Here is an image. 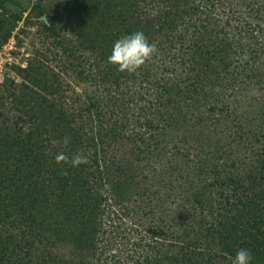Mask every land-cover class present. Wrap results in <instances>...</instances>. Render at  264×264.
Here are the masks:
<instances>
[{
	"label": "trees",
	"instance_id": "1",
	"mask_svg": "<svg viewBox=\"0 0 264 264\" xmlns=\"http://www.w3.org/2000/svg\"><path fill=\"white\" fill-rule=\"evenodd\" d=\"M249 4L35 0L44 46L29 43L22 80L0 84V264H231L243 241L232 235L264 225V145L247 173L229 177L231 215L174 164L184 159L177 139L243 145L232 114L247 61L233 49L235 9ZM136 31L158 53L138 74L119 73L107 58ZM77 152L87 163L55 162Z\"/></svg>",
	"mask_w": 264,
	"mask_h": 264
},
{
	"label": "rangeland",
	"instance_id": "2",
	"mask_svg": "<svg viewBox=\"0 0 264 264\" xmlns=\"http://www.w3.org/2000/svg\"><path fill=\"white\" fill-rule=\"evenodd\" d=\"M248 1L251 4L247 5L246 9L239 6L235 9L242 13L237 14V23L240 26L236 30V44L233 49L239 59L238 62L243 64L247 61L246 67L244 66L246 68L244 77H241L240 85L238 84L236 110L232 114L238 122H235V127L239 125L242 129L243 145L240 148L216 146L218 136L214 134L210 135L213 138L212 141L209 140L208 135V137L201 136L199 139L196 136L177 139L179 151L184 159L183 162L179 160L181 162L174 164L177 170H180L186 185L193 192L204 189L206 197L216 204L213 211L217 214L224 213V215H231V213L223 207L225 198L222 196L233 195L237 185L229 177L234 172L247 173L254 163L257 152L264 145V56L256 62V56L262 47L261 37H264V9L259 11L260 8L253 4L255 0ZM34 2L35 0H0V19L3 22L0 26V84L7 82V88L13 87V83L17 80L21 81L25 75L18 67H25L29 58L33 56V47L29 43L35 42L37 46H44L45 36L41 30L43 29L42 21L46 18L40 16L37 10L32 11ZM29 26L31 27L28 28ZM7 35H11L9 40L1 43ZM182 85H185V82H182ZM182 90L178 88L179 93H182ZM0 95L7 99L8 92L0 90ZM188 117L190 118L191 114ZM204 119H207V115H204ZM195 166L200 167L202 173L194 171ZM209 183L212 185L216 183L217 186L209 187ZM226 198H230V202L236 200L234 196ZM232 206H234L233 203L228 208ZM258 214L255 212V216ZM219 220L224 223L225 229L227 225L224 221L225 216L220 217ZM227 227L231 228L229 225ZM232 236L243 240L237 248H233L234 252L240 249L250 250L254 257L252 264H264L263 224ZM246 243L248 245H244ZM36 261L40 262L42 259H36Z\"/></svg>",
	"mask_w": 264,
	"mask_h": 264
},
{
	"label": "clouds",
	"instance_id": "3",
	"mask_svg": "<svg viewBox=\"0 0 264 264\" xmlns=\"http://www.w3.org/2000/svg\"><path fill=\"white\" fill-rule=\"evenodd\" d=\"M158 53L155 43H150L148 37L143 31H136L130 35L114 42L111 54L108 56V63L113 65L119 73L129 75L138 74L140 69L144 67ZM69 137L64 138V144L69 143ZM55 162L60 165L69 167H78L87 163V156L82 152L69 157L64 153H58ZM63 174H67L65 171ZM254 257L250 250L240 249L232 258L231 264H252Z\"/></svg>",
	"mask_w": 264,
	"mask_h": 264
}]
</instances>
